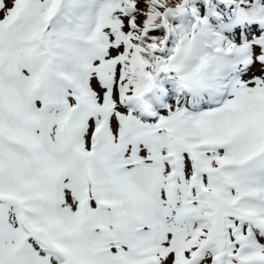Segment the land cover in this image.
Returning <instances> with one entry per match:
<instances>
[{"label": "snow or ice", "instance_id": "6c2138e0", "mask_svg": "<svg viewBox=\"0 0 264 264\" xmlns=\"http://www.w3.org/2000/svg\"><path fill=\"white\" fill-rule=\"evenodd\" d=\"M0 264H264V0H0Z\"/></svg>", "mask_w": 264, "mask_h": 264}]
</instances>
